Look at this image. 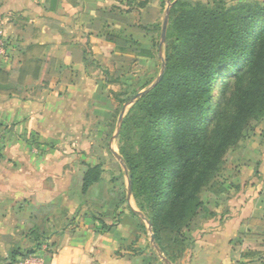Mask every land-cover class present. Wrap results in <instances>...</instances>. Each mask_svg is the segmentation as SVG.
I'll use <instances>...</instances> for the list:
<instances>
[{
  "label": "crops",
  "instance_id": "crops-1",
  "mask_svg": "<svg viewBox=\"0 0 264 264\" xmlns=\"http://www.w3.org/2000/svg\"><path fill=\"white\" fill-rule=\"evenodd\" d=\"M133 1L0 0V29L7 40L0 69L9 74L11 88L0 92V264H8L13 252L19 256L33 248L36 238L45 241L41 247H51L40 250L44 264L150 263L129 251L117 255V233L128 216L117 211L118 194L106 176L82 192L83 162L72 179L63 151L55 147L69 133L70 118L84 120L85 108L99 94L100 81L92 73L103 49L120 56L108 40L119 21L110 14ZM135 5L141 9L144 2ZM119 33H128L126 27ZM30 61L38 62L39 74L20 81ZM35 88L38 93L30 94ZM119 212L121 222H113ZM233 219L193 240L190 264H234L232 240L242 226ZM250 252L255 250L243 249V261L237 260L243 264Z\"/></svg>",
  "mask_w": 264,
  "mask_h": 264
},
{
  "label": "trees",
  "instance_id": "trees-1",
  "mask_svg": "<svg viewBox=\"0 0 264 264\" xmlns=\"http://www.w3.org/2000/svg\"><path fill=\"white\" fill-rule=\"evenodd\" d=\"M173 13L165 31L162 77L133 102L118 133L131 196L171 264L187 249L183 232L196 231L210 214L201 195L225 193L218 178L227 152L237 148L250 123L264 115V4L227 7L222 0L204 5L178 1L171 6ZM108 40L120 56L153 58L132 34ZM39 71L38 62L26 63L20 81L37 78ZM219 77L229 84L228 94L214 107L211 84ZM9 87V74L0 69V92ZM100 176L98 165L87 168L82 192ZM36 242L20 258L39 254L45 241ZM17 255L11 253L8 264Z\"/></svg>",
  "mask_w": 264,
  "mask_h": 264
},
{
  "label": "rangeland",
  "instance_id": "rangeland-1",
  "mask_svg": "<svg viewBox=\"0 0 264 264\" xmlns=\"http://www.w3.org/2000/svg\"><path fill=\"white\" fill-rule=\"evenodd\" d=\"M142 1L144 7L141 9L136 7L135 4ZM178 1L203 5L209 3V0H134L132 5L115 7L116 9L111 12L114 15H110L119 21L116 22V26L114 24L111 26L109 32L117 35L125 26L126 31L136 38L139 46L152 51L153 58L115 56L109 50L103 49L102 55L95 62L97 70L92 73L94 78L100 81L97 90L99 94L97 97L95 94L91 99V105L85 108L84 120L75 122L70 118L69 133L59 139L55 145V147L59 145L57 149L63 151L61 159L66 161V168L72 179L76 180L77 175L79 176L82 162L85 172L89 167L96 165L100 167L101 176L102 174L106 176L113 185L112 192L114 190L118 194L117 211L122 210L128 216L125 221L126 228L117 233V255H121L124 251H129L138 258H143L145 255L149 258V264L165 263L160 259L150 240L151 227L149 228L147 220L139 212L131 196V190L129 194V179L125 165L114 157L112 151L120 156L118 135L115 136V133L121 110L125 106L124 117L135 101L131 99L137 93L150 88L161 72L165 54V44L164 42L160 44L162 24L168 3H170L169 20L176 13L170 15L171 6ZM222 2L227 7L238 2L264 4V0H222ZM105 68H107L106 73H104ZM228 85L222 77L212 82L210 93L214 107L222 104L224 94H228L226 89ZM29 91L32 95L38 93L37 88ZM225 107V115L228 116V104ZM210 116L213 119L215 113L211 111ZM74 125L77 127L76 130ZM82 127L85 129L83 133L80 130ZM218 182L225 188V193L218 197L209 193L201 195V200L210 214L201 220L196 231L183 232L187 249L173 264H190L189 248L193 240L203 231L221 227L232 217L236 226H242V232L232 240L231 261L234 264H242L237 260H242L239 258V253L243 249H252L255 252L244 255L243 264H253L251 262L253 258L256 264H264V115L252 121L245 131V139L237 148L227 152L224 171ZM130 207L136 215L130 213ZM120 217L119 212L111 219L120 223ZM72 221H74L73 217ZM50 248L47 246L42 250L46 252L50 251Z\"/></svg>",
  "mask_w": 264,
  "mask_h": 264
},
{
  "label": "water",
  "instance_id": "water-1",
  "mask_svg": "<svg viewBox=\"0 0 264 264\" xmlns=\"http://www.w3.org/2000/svg\"><path fill=\"white\" fill-rule=\"evenodd\" d=\"M169 8H170V3H168V6H167V9H166V13H165V17H164V20H163V24H162V29H161V43L162 44L165 40V31H166V26H167V20H168V13H169ZM164 69H165V64L164 62L162 63V67H161V72L160 74L157 76V79L156 81L152 84L151 87H153L157 82H159V80L161 79L162 77V74L164 72ZM150 87V88H151ZM150 88L140 92V93H137L132 99L131 101H134L136 100L137 98H139L140 96H142L144 93H146ZM125 107V106H124ZM124 107L123 109L121 110L120 112V115H119V118H118V125H117V128H116V133H115V136L118 135L119 133V130H120V125H121V122H122V119H123V115H124ZM112 154L114 155V157H116V159L122 164L123 161L121 159V157L116 154L114 151H112ZM128 187L130 188V184L128 182ZM129 194H130V189H129ZM148 226L149 228L151 227L150 226V223H148ZM150 240L151 242L154 244V248L156 249V251L158 252V255L160 257V259L165 263V264H171L164 256L163 254L160 252L159 248L157 247V245L154 243V236L151 234V237H150Z\"/></svg>",
  "mask_w": 264,
  "mask_h": 264
},
{
  "label": "built area",
  "instance_id": "built-area-1",
  "mask_svg": "<svg viewBox=\"0 0 264 264\" xmlns=\"http://www.w3.org/2000/svg\"><path fill=\"white\" fill-rule=\"evenodd\" d=\"M7 55V40L3 31L0 29V57L4 58ZM10 264H44L42 257L39 254H30L18 258Z\"/></svg>",
  "mask_w": 264,
  "mask_h": 264
}]
</instances>
